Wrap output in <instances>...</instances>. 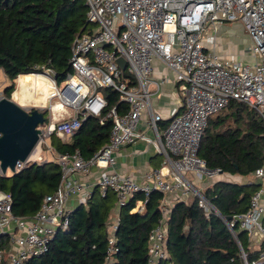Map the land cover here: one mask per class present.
Segmentation results:
<instances>
[{
	"label": "built area",
	"instance_id": "built-area-1",
	"mask_svg": "<svg viewBox=\"0 0 264 264\" xmlns=\"http://www.w3.org/2000/svg\"><path fill=\"white\" fill-rule=\"evenodd\" d=\"M84 1L90 30L73 40L69 56L71 73L59 83L49 69L27 73L41 75L48 82L43 103L15 99L17 78L16 87L6 97L27 111L38 109L45 118L37 127L40 130L37 145L25 161L16 162L15 171L27 164L47 162L40 148L42 137L47 139L54 134L61 140L71 138L88 117L99 118L100 124L107 118L111 120L109 139L88 160L78 151L57 153L53 160L60 166L59 184L44 197L39 210L30 218L15 216L11 196L0 191V234H11L12 245L6 255L0 248V264H25L30 257L42 254L54 234L68 226V198L80 193L83 200L90 197L92 190L85 188L74 175L87 173L92 165L112 168L115 153L138 140L164 155V166L148 171L144 183L112 169L100 177L96 186L102 196L112 190L118 207L135 194L143 193L144 199L136 202L135 211L144 209L152 190L163 194L159 207L162 217L148 237L149 264H156L167 255L166 221L171 204L167 205L165 196L172 192L185 199L197 198L205 214L214 211L238 243L237 233L245 231L250 248L260 250L258 259L251 264H264V249H261L264 165L251 175L258 187L249 199L247 210L232 215L230 220L219 214L195 182L221 173L220 169H207L197 153L209 119L230 100L253 109L264 123V0ZM232 21L240 22L250 39L246 50L252 55L249 61L223 59L205 46V37H215L224 22ZM118 59L125 61L124 69ZM153 59H160L175 72L183 98V110L174 114L164 129L159 126L162 115L150 108L148 84ZM108 90L115 91L124 102L122 111L114 106L104 114ZM145 110L149 116L142 131L138 125ZM146 130L154 136H148ZM0 174H3L1 170ZM117 222L118 219L109 225L110 245ZM239 246L244 264H248Z\"/></svg>",
	"mask_w": 264,
	"mask_h": 264
},
{
	"label": "trees",
	"instance_id": "trees-1",
	"mask_svg": "<svg viewBox=\"0 0 264 264\" xmlns=\"http://www.w3.org/2000/svg\"><path fill=\"white\" fill-rule=\"evenodd\" d=\"M86 11L84 0H0V69L10 82L3 89L5 97L10 96L20 74L49 69L59 83L71 73L73 40L90 30ZM106 99L104 114L114 106L119 111L125 107L113 90L106 91ZM111 125L109 118L100 124L99 118L88 117L69 140L53 134L50 143L56 153L78 151L88 160L108 142ZM197 156L209 170L251 176L264 165L262 119L253 109L230 100L209 119ZM60 176L55 161L27 164L13 174H0V191L11 196L15 216L30 218L44 197L55 191ZM257 187L255 181H216L203 194L227 218L247 210ZM143 199V193H137L119 207L110 245L109 220L117 197L112 190L102 196L94 187L84 203L69 211L68 226L54 234L42 254L25 264H149L148 237L162 217L163 194L152 190L144 209L135 211L136 202ZM237 238L239 243L214 211L205 214L197 198L177 200L166 221L167 255L156 264H244L239 244L248 264L258 259L260 250L250 248L247 233L239 231ZM10 245L11 234H0V248L5 251Z\"/></svg>",
	"mask_w": 264,
	"mask_h": 264
},
{
	"label": "crops",
	"instance_id": "crops-1",
	"mask_svg": "<svg viewBox=\"0 0 264 264\" xmlns=\"http://www.w3.org/2000/svg\"><path fill=\"white\" fill-rule=\"evenodd\" d=\"M224 28L225 26L222 25L218 29V31H222ZM224 41H226L228 45L229 39L228 38L225 39L224 37L219 36V33H218L217 36L215 35V37H212V36L205 37V46L210 49H214L219 54V56L223 57V59H228L226 58V54L224 53V50L226 47L225 45H223L225 43ZM249 45H250V39H249ZM249 45L247 47H249ZM228 60H233V59H228ZM151 67L152 69H151V73L149 76L150 82L148 84V91H149V97H150V108L154 111H158L162 115L163 120L159 123L160 128H162V126H164L174 114H176L177 112L183 109V98H182V93L179 87V82L177 80V76L172 69L166 67L160 59H153L151 62ZM148 116H149V111L145 110L142 113V120L138 125L139 130L143 131L145 129L144 121L148 118ZM145 133L150 137L154 136V134L149 130H146ZM69 139L70 138H65L62 140L66 141ZM56 154L57 153L55 152V154L51 155L50 156L51 160L50 158H48L47 161H54L53 158L56 156ZM115 160H116L115 164L112 166V168L101 167L99 165H92L89 168V171L87 173L75 174L74 177L78 179V181L85 188L92 190V191H93V188L96 186L100 177L104 173H107L111 171L112 169L124 176H131L139 183H144L145 174L152 169L163 167L165 157L164 155L157 153L151 145H148L146 142L142 140H138L133 144L126 145L120 148L115 153ZM219 174H222V175L225 174V175H229L232 177L237 176L238 177L236 178L237 180L233 182L242 183V184L244 183L243 181H239V180H242L241 178L242 176L230 175L226 173H219ZM215 176L217 175H213L211 177L204 176L200 181H195L196 186L200 188L201 191L203 192L205 188H207L208 186L214 183V182L210 183L209 180L214 178ZM202 181H205V182L208 181L207 185L203 187L202 184H204L205 182H202ZM221 181H224V180H221ZM227 181L229 180L227 179ZM82 196H83V193L71 195L66 201V207L72 210L78 204L84 203L86 200H83L81 198ZM177 200L190 201L191 198H186V199L181 198L176 192H172L168 194L167 196H165V201L167 205L171 204V207ZM118 212H119V207L118 205H116L112 211L109 222L111 221L113 222V224L116 223L118 219ZM11 250H12V246H11Z\"/></svg>",
	"mask_w": 264,
	"mask_h": 264
},
{
	"label": "water",
	"instance_id": "water-1",
	"mask_svg": "<svg viewBox=\"0 0 264 264\" xmlns=\"http://www.w3.org/2000/svg\"><path fill=\"white\" fill-rule=\"evenodd\" d=\"M118 63L122 69L126 67L123 59H118ZM43 115L38 109L27 111L6 97L0 99V170L3 174L8 169L11 174L16 172V162L25 161L35 148L40 134L37 127L44 122Z\"/></svg>",
	"mask_w": 264,
	"mask_h": 264
},
{
	"label": "rangeland",
	"instance_id": "rangeland-1",
	"mask_svg": "<svg viewBox=\"0 0 264 264\" xmlns=\"http://www.w3.org/2000/svg\"><path fill=\"white\" fill-rule=\"evenodd\" d=\"M223 25L225 26V28L222 31L217 30L215 35L217 36V34L219 33V36H222L225 39L226 38L229 39L228 45H227L226 41H224L225 43L223 44L226 46L225 50H224V53L226 54V58L237 60V61H239L241 59V61H243V62L249 61L250 57L252 56L250 53H246V50L248 48L247 46L249 45V39H248L247 35L245 34L244 30L241 28L242 26H241L240 22H238V21L224 22ZM9 84H10L9 80L6 78V76L4 75L2 70L0 69V98H1V96L3 97L4 87L9 85ZM13 84L16 87V81L15 80L13 81ZM17 88H18V83H17ZM22 92L25 94V96H29L28 94L34 95V93H35V91L32 87L25 88V89H23ZM16 93H17V91L14 92V98H17ZM33 95H30V96H33ZM17 100L20 102L19 99H17ZM38 100H41V98L40 97L37 98V102L33 103V104H39V103L43 102V101L38 102ZM45 116H46V113H45ZM50 140H51L50 138L46 139V138L42 137V143L40 145V148L42 150V156L45 157L46 159L50 158L51 155L55 154V152H52V150H51L52 145L50 143ZM49 146H51V147H49ZM50 160H51V158H50ZM7 173H9V172L7 171ZM216 175L217 176H215L214 178L209 180L210 183L211 182L213 183V182L218 181V180L227 181V179L229 180L227 182H233V181L237 180L236 178H238L237 176L232 177V176L225 175V174H223V175L222 174H216ZM241 178H242V180H239V181H243L244 183L254 181L252 176L241 177ZM202 182H205V181H202ZM207 182L202 184V186L204 187L205 185H207ZM109 225H113V222L110 221ZM108 229H110V226L108 227ZM11 246L12 245H10V248L8 250L4 251L5 255L11 249Z\"/></svg>",
	"mask_w": 264,
	"mask_h": 264
},
{
	"label": "bare ground",
	"instance_id": "bare-ground-1",
	"mask_svg": "<svg viewBox=\"0 0 264 264\" xmlns=\"http://www.w3.org/2000/svg\"><path fill=\"white\" fill-rule=\"evenodd\" d=\"M17 83H18V88L16 90L17 98L15 99H19L20 102H27L33 104L37 102V98L39 97L41 98V100H38V102H41L46 98V92L48 90V82L43 76L38 74H27L21 76L19 75L17 77ZM30 87L34 89L35 91L34 95L28 94L29 96H25V94L22 92L23 89Z\"/></svg>",
	"mask_w": 264,
	"mask_h": 264
}]
</instances>
